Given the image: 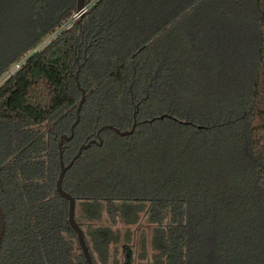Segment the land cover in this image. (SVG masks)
Instances as JSON below:
<instances>
[{"label": "trees", "instance_id": "16d2710c", "mask_svg": "<svg viewBox=\"0 0 264 264\" xmlns=\"http://www.w3.org/2000/svg\"><path fill=\"white\" fill-rule=\"evenodd\" d=\"M76 2L32 0L0 74ZM77 82L65 164L136 121L62 179L93 264H264V0H97L32 53L0 85V264H86L55 188Z\"/></svg>", "mask_w": 264, "mask_h": 264}, {"label": "water", "instance_id": "95a60500", "mask_svg": "<svg viewBox=\"0 0 264 264\" xmlns=\"http://www.w3.org/2000/svg\"><path fill=\"white\" fill-rule=\"evenodd\" d=\"M84 7V3L83 0H77L76 2V8L75 10L77 12L81 11ZM75 80H77V75H75ZM77 86L80 88L79 83L77 82ZM80 99L78 101V105L75 111L76 114V118L75 120L72 122V124L70 125L69 128V133L68 134H62L59 137V142H58V157H59V166H60V170H59V174L55 183V188L56 191L58 192L59 195H61L63 198H65L68 202V217L67 220L70 224V226L73 228L75 234H76V238L79 244V247L82 251V254L85 258L86 264H93V261L91 259V256L89 254L87 245L85 243L84 240V236H83V232L80 228V226L78 225V223L75 220V199L73 196H71L68 192H66L65 190H63L62 188V179L63 176L66 172V170L73 164L74 160H76L81 152L84 149H87L88 147H90L91 144H97V145H101L102 144V139L100 137V132L103 129H110L113 130L116 134L120 135V136H124V135H129L133 132L135 126H136V121L134 120V122L132 123V126L130 129H125V130H121L111 124H105L102 125L101 127L98 128L97 132H96V138L94 139H90L89 141L80 144V146L78 147L76 153L72 156V158L69 160L68 163H64L63 162V158H62V151H63V142L64 141H69L72 137H73V132H74V127L75 125L78 123L79 120V111L81 108L82 103L85 100V91L83 88H80ZM164 115H159L158 118H162ZM166 116V114H165ZM155 118H151L150 120L147 121H152ZM200 127V126H199ZM4 230H5V219H4V212L3 209L0 205V246H1V241H2V237L4 234Z\"/></svg>", "mask_w": 264, "mask_h": 264}, {"label": "rangeland", "instance_id": "374dc122", "mask_svg": "<svg viewBox=\"0 0 264 264\" xmlns=\"http://www.w3.org/2000/svg\"><path fill=\"white\" fill-rule=\"evenodd\" d=\"M48 1L53 7L61 0ZM31 3L32 0H0V63L24 45V35L27 31L26 25L30 19L29 7ZM124 227L121 225L122 229Z\"/></svg>", "mask_w": 264, "mask_h": 264}, {"label": "built area", "instance_id": "2783aa9c", "mask_svg": "<svg viewBox=\"0 0 264 264\" xmlns=\"http://www.w3.org/2000/svg\"><path fill=\"white\" fill-rule=\"evenodd\" d=\"M97 0H91L89 3L84 4V7L81 11L77 12L76 10L61 24H59L57 27L54 28L49 34L45 36V38L34 48L27 51L26 53L19 56L6 70H4L0 74V85L3 84V82L10 77L12 74H14L17 70H19L23 64L26 62L27 58L34 52L40 50L42 47H44L49 41H51L53 38H55L62 30L68 28L71 26V24L76 21L82 14L88 9V7L93 4Z\"/></svg>", "mask_w": 264, "mask_h": 264}]
</instances>
